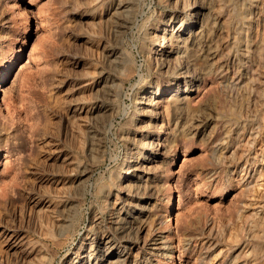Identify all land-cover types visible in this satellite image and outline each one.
<instances>
[{"label": "rangeland", "instance_id": "obj_1", "mask_svg": "<svg viewBox=\"0 0 264 264\" xmlns=\"http://www.w3.org/2000/svg\"><path fill=\"white\" fill-rule=\"evenodd\" d=\"M193 1L0 0V264H110L118 223L132 227L120 243L134 256L148 234L138 227L159 212L170 264L200 263L201 234L178 245L184 224L210 233L206 264L238 252L264 264V0H195L200 18L182 23ZM194 32L201 45L183 64ZM223 45L240 79L225 97L210 58ZM245 76L255 98L238 94ZM143 99L153 119L137 114Z\"/></svg>", "mask_w": 264, "mask_h": 264}, {"label": "bare ground", "instance_id": "obj_2", "mask_svg": "<svg viewBox=\"0 0 264 264\" xmlns=\"http://www.w3.org/2000/svg\"><path fill=\"white\" fill-rule=\"evenodd\" d=\"M182 1H186V0H182ZM188 1V0H187ZM216 1V0H215ZM218 1V0H217ZM222 1V0H221ZM220 2V1H219ZM218 2V3H219ZM202 3V2H201ZM221 3V2H220ZM224 4V3H223ZM200 6H203L202 4H200L199 2H197L196 3V1L194 0L193 2H192V4L191 5H189L188 7H187V9L185 10V11H183V16H182V18H183V21H182V23H184V22H186V23H188V24H190V25H192V23H194L193 22V20L194 21H197L198 19V17L200 16V14H201V12L203 11H200ZM195 8V9H194ZM194 10V12H191V11H193ZM221 12H222V10H221ZM228 12V11H227ZM88 14V13H87ZM204 15V14H203ZM202 15V16H203ZM226 15H228V14H226ZM205 16V15H204ZM246 16V15H245ZM214 17V16H213ZM224 17V16H223ZM200 18V17H199ZM215 18V17H214ZM197 19V20H196ZM228 19V17L226 18V20ZM249 19V18H248ZM202 20H203V18H202ZM211 26V25H210ZM213 26V25H212ZM201 27V26H200ZM249 28V27H248ZM186 29V28H185ZM251 30V29H250ZM249 30V31H250ZM212 31V30H211ZM197 32V31H196ZM196 32H194V35H192V36H190V38L189 39H187L188 41H187V43H186V46H184V47H186L185 49H184V51H182L181 53L183 54V56H184V59H182V58H180V57H182V56H180V51H178L180 54H178V53H176L175 54V56L177 55V57L178 56H180L179 57V59L181 60L182 59V63L183 64H186L187 63V61L188 60H186V58L188 59L190 56V54H191V52H193V53H195V51H197L198 50V47L201 45V41L202 40H200V37L197 35L198 33H196ZM198 32H199V30H198ZM253 32H255V31H253L252 30V33ZM196 33V34H195ZM251 33V34H252ZM256 33V32H255ZM193 34V33H192ZM249 35V34H248ZM256 35V34H255ZM251 37V36H250ZM252 37H254V36H252ZM249 39L250 38H248V37H246V39H245V41H246V45L244 46L245 47V49L246 50H244V51H246V54H247V57H246V63H247V61H249V63L248 64H253V63H250V58L248 59V57H249V54H250V45H249V43L250 42H248L249 41ZM251 40V39H250ZM186 42V41H185ZM227 42H229V41H227ZM263 43V42H262ZM229 44V43H228ZM233 44V43H232ZM251 44H252V40H251ZM170 46V45H169ZM174 46V45H173ZM176 46H180V45H175V47ZM224 47H222V48H218L217 49V47L215 48V50H213V51H211L210 52V54H211V57L210 58H212L213 60H214V58H215V60H216V70H217V75L219 76V78L221 79L219 82H221V88H220V92H221V95L222 96H224L225 95V90H224V88L225 87H227L228 85V83H230L231 82V80L232 79H234L235 78V80L237 79V80H240L238 77H239V74H238V72L234 69V65H235V63L237 62L236 60H235V56H231V55H229V53H228V51H227V53H225L224 52V48L226 47L225 45H223ZM253 46V45H252ZM171 47V46H170ZM262 47H264L263 45H262ZM262 47H261V52L263 51L262 50ZM212 48V47H211ZM210 48V49H211ZM227 48V47H226ZM252 48V47H251ZM229 49V47L227 48V50ZM254 49V48H253ZM252 49V50H253ZM230 50V49H229ZM177 51V50H176ZM254 51V50H253ZM252 51V52H253ZM260 51V50H259ZM173 53H174V50L172 51ZM251 52V53H252ZM256 53V52H255ZM263 53H264V51H263ZM262 53V55H264ZM14 55H13V59H15L16 58V55H17V52L15 51V53H13ZM237 55V54H236ZM250 55H252V54H250ZM261 56V55H260ZM259 56V58H261ZM238 57V56H237ZM241 59V58H240ZM253 60H255V59H253ZM252 60V61H253ZM261 60V59H260ZM179 61V60H178ZM236 61V62H235ZM256 61V60H255ZM257 61H258V63H259V65L262 63H260L259 62V59H257ZM262 61V60H261ZM180 63V62H179ZM245 63V62H244ZM258 63H256V64H258ZM259 65H258V67H259ZM181 66V65H180ZM184 66V65H183ZM255 66V65H254ZM253 66V67H254ZM262 66V65H261ZM249 67V66H248ZM256 67H257V65H256ZM184 68H185V66H184ZM245 68V67H244ZM246 68H247V65H246ZM246 68L244 69V70H246ZM250 68V70H251V67H249ZM249 68L247 69L248 71H249ZM253 69V68H252ZM187 70V69H186ZM247 70H246V72H247ZM256 69H255V67H254V70L253 71H255ZM252 71V70H251ZM187 73V72H186ZM248 73V72H247ZM247 73H245V74H247ZM254 74H256L257 72L255 71V72H253ZM259 73V72H258ZM1 74L2 73H0V76H1ZM186 75V74H185ZM253 75V74H252ZM259 75V74H258ZM263 76V75H262ZM244 77V76H243ZM249 77V76H248ZM251 77V76H250ZM253 77V79H255L254 78V76H252ZM258 77V76H257ZM261 77V76H260ZM259 77V78H260ZM246 78V79H245ZM245 78L243 79V81H244V83H243V81H242V83L243 84H241V88H240V92L238 93L241 97H243V93L244 92H246V90H249V92H251V94L253 93V97L255 96V92L258 90H256V88L254 87V83H253V80L251 81L250 79H252V78H247L246 76H245ZM264 78V77H263ZM218 80V79H217ZM260 80V79H259ZM263 80V79H262ZM233 81V80H232ZM241 81H240V83H241ZM261 81V80H260ZM237 82V81H236ZM239 82V81H238ZM261 82H264V81H261ZM224 83H225V85H224ZM239 83V84H240ZM256 83H258V81L256 82ZM237 84V83H236ZM263 84V83H262ZM261 84V85H262ZM258 85H259V83H258ZM225 86V87H224ZM264 86V85H263ZM224 87V88H223ZM260 87H262V86H260ZM259 87V88H260ZM239 90V89H238ZM264 91V90H263ZM263 91L261 90L260 92H262L263 93ZM259 92V91H258ZM257 92V93H258ZM259 92V94H261ZM236 93V92H235ZM234 93V94H235ZM236 93V94H237ZM237 94V95H238ZM248 94V93H247ZM249 96H251L250 94H248ZM263 95V94H262ZM258 96V95H257ZM179 96H177V97H175L174 99H173V101L172 102H170L169 103V110H171V112H172V114L174 113V112H176L177 110H178V106L179 105H177L178 104V100H179V98H178ZM219 97V96H218ZM225 97V96H224ZM252 97V96H251ZM252 97V98H253ZM259 97L261 98V96L259 95ZM235 98V97H234ZM255 98V97H254ZM258 98V97H257ZM220 99V98H219ZM222 99V98H221ZM246 99H248V98H246ZM261 99H263V97L261 98ZM148 99H143V100H139L138 101V103L139 104H142V108H141V110L139 109L138 111H137V114L139 115V114H142V115H146V116H148V118H150V119H153L155 116H156V114H158L159 113V111L156 109V110H149L148 109V101H147ZM233 100V99H232ZM235 100V99H234ZM256 100V99H255ZM254 99H253V101H255ZM180 101V100H179ZM262 101V100H261ZM223 102V101H222ZM237 102V101H236ZM240 102V101H239ZM242 102V101H241ZM250 102V101H249ZM251 102H252V100H251ZM220 103H221V101H220ZM232 104V103H231ZM247 104H248V102H247ZM228 105V104H227ZM233 105V104H232ZM243 106V105H242ZM219 107H221V106H219ZM240 107V106H239ZM238 107V108H239ZM97 109L96 110H94V111H96L97 112V110H100V107L98 108V106L96 107ZM139 108V107H138ZM223 108V107H222ZM231 108V107H230ZM234 108V107H233ZM237 108V107H236ZM221 109V108H220ZM233 112V111H232ZM237 112V111H236ZM91 114V113H90ZM235 115V114H234ZM201 114L200 113H198L194 118H193V121L196 123L195 125H199V127H201V126H203L202 124H204L205 122H203V120L201 119ZM200 117V118H199ZM227 117V116H226ZM203 118V117H202ZM225 121V120H224ZM221 122V121H220ZM219 123V122H218ZM222 123V122H221ZM220 125V124H219ZM228 126V125H227ZM225 130V129H224ZM229 130V129H228ZM224 132V131H223ZM226 132V131H225ZM224 132V133H225ZM222 133V132H221ZM219 134V133H218ZM226 134V133H225ZM224 134V135H225ZM231 134V133H230ZM222 135V134H221ZM211 136V135H210ZM215 136H216V134H215ZM214 136V137H215ZM233 138V137H232ZM209 139V141H208V147H209V152H212L213 153V150L215 151V148L213 147L214 146V143H215V138H213V137H210V138H208ZM226 139V138H225ZM219 140V139H218ZM222 141V140H221ZM235 141V140H234ZM228 142V141H227ZM232 142V141H231ZM227 144V143H226ZM217 147V146H216ZM226 147V146H225ZM147 148H150V145L147 147ZM152 148V147H151ZM214 148V149H213ZM224 149V148H223ZM226 149V148H225ZM218 150V149H217ZM232 150V149H231ZM220 151H222V150H220ZM232 152V151H231ZM218 153V152H217ZM219 154H221L220 152H219ZM229 154V153H228ZM227 153H226V155H228ZM215 155V154H214ZM222 155V157L223 158H225V157H227V156H225L224 154H221ZM216 156V155H215ZM230 157L232 156V155H229ZM233 156H234V154H233ZM232 156V157H233ZM213 157V156H212ZM219 157V156H218ZM152 156H148V157H146V159L150 162L151 160H152ZM216 158H217V156H216ZM226 159V158H225ZM228 160V159H227ZM220 162V161H219ZM218 162V163H219ZM223 162V161H222ZM242 162H243V160H242ZM225 163H227V165L229 164L228 162H225ZM231 163V162H230ZM239 163V162H238ZM252 163V162H251ZM233 164V163H232ZM235 164V163H234ZM242 165H244V164H242ZM218 166V165H217ZM220 166H221V164H220ZM238 166H240V164L238 165ZM237 166V167H238ZM222 167V166H221ZM229 167V166H228ZM227 167V168H228ZM236 167V168H237ZM246 167V166H245ZM213 168V167H212ZM244 168V167H243ZM239 169V168H238ZM240 170V169H239ZM246 170V169H245ZM243 171V169L242 170H240V172H242ZM228 172V171H227ZM244 172V171H243ZM252 172V171H251ZM126 173V172H125ZM208 177H212V175H214V174H212L213 173V170L212 169H209L208 170ZM226 173V172H225ZM245 173V172H244ZM247 173V172H246ZM245 173V174H246ZM136 174V173H135ZM251 174V173H250ZM137 175V174H136ZM207 176L205 177V178H208ZM248 177V176H247ZM136 179H140V177H135ZM249 178V177H248ZM244 179V178H243ZM208 180H211V178L210 179H208ZM150 197V193H148V194H146V199L147 198H149ZM260 205V204H259ZM262 205V204H261ZM259 207H263V206H259ZM257 210V209H256ZM256 210L254 211V212H252L253 214H256L255 212H256ZM161 211V210H160ZM260 211V210H259ZM236 212V211H235ZM246 213V212H245ZM251 213V214H252ZM250 214V215H251ZM246 215V214H245ZM249 214H248V216H250ZM140 216V215H139ZM142 216V215H141ZM140 216V217H141ZM254 216V215H253ZM247 217V216H246ZM245 216H244V218H246ZM256 217V216H255ZM133 218H135V216L133 217ZM139 218V217H138ZM257 218V217H256ZM255 218V219H256ZM247 219V218H246ZM246 219H245V221H246ZM253 219V218H252ZM142 220H143V218H142ZM163 220H164V218H163V216H162V212H159L157 215H156V217H155V219L153 220V225H144L143 224V222H142V224L140 225V227H138L139 229H144L145 227H146V229H147V232H148V234H147V239H146V241H144L145 243H144V245H142L141 247H140V250H139V253L138 254H134V256L132 255V256H130L129 254H130V252H128V249H129V247H127L126 245H121V243H120V241L121 240H127V233L128 232H130L129 230H131V228L132 227H130L129 226V224H125L123 221L122 222H119L118 224H119V227H118V235H117V233L115 232H110V235H109V237H108V239L106 240V241H104L105 242V245H103L104 247H105V252L108 254H113V259L110 261L109 260V263L110 264H158L159 262V258H161L162 260L164 259V260H166V264L168 263V262H170V263H172V259H173V252H174V246H173V243L174 242H172V239H171V237L172 236H170L171 235V233L170 234H166L164 231H162L161 229V231L160 230H158V229H156V227L155 226H158V225H160L162 222H163ZM244 220V219H243ZM248 220V219H247ZM146 221V220H145ZM144 221V222H145ZM150 222V221H149ZM152 222V221H151ZM191 222V221H190ZM189 222V223H190ZM188 223V222H187ZM188 223V224H189ZM246 223V222H245ZM117 224V225H118ZM147 224V223H146ZM152 224V223H151ZM195 224V223H194ZM244 224V223H243ZM247 224V223H246ZM144 225V226H143ZM185 225V224H184ZM183 225V226H184ZM192 225H193V223H192ZM255 225V224H254ZM183 226L181 227V230L179 231V234H177V236H178V245H179V247L180 248H182V250H183V252H184V250H185V252H186V250L188 249V245L189 244H191V242H193V241H197L198 240V236H199V234H201V236H199V241L198 242H201V246H200V244L199 245H197V246H200V247H202V249H203V251L201 250V254H200V258H199V261H200V263L199 264H206V262L208 261V260H210V258L208 257L209 256V253H210V249H211V246H213V245H211V243H212V241H211V238H210V233L209 234H206V235H204V232H200V230H198L197 228H194V229H197L198 231H199V233H198V231H196V230H190V228L191 229H193V227H191L190 226V224H189V226H190V228L188 227V226H185L184 228H183ZM197 226V225H196ZM187 227L189 228V229H187ZM197 227H199V226H197ZM242 227V226H241ZM245 227V226H244ZM114 228H115V226H114ZM239 228V227H238ZM243 228V227H242ZM246 228V227H245ZM128 229V230H127ZM158 230V232L156 231V230ZM200 229V228H199ZM249 229V228H248ZM254 229V228H253ZM127 230V231H126ZM245 230H247V229H245ZM210 231H212V230H210ZM247 231H249V230H247ZM247 231H246V233H247ZM251 231V230H250ZM250 231H249V233L248 234H250ZM4 232V231H3ZM241 232V231H240ZM254 232V231H253ZM252 232V233H253ZM245 233V232H244ZM241 234H242V232H241ZM240 234V235H241ZM238 235V234H237ZM246 234H244V236H245ZM176 236V237H177ZM212 236H213V232H212ZM235 236V235H234ZM249 236V235H248ZM241 237H242V235H241ZM252 237V236H251ZM255 237H256V234H255ZM236 238V237H235ZM238 238V237H237ZM246 238H247V236H246ZM250 238V237H249ZM177 239V238H176ZM241 239V238H240ZM257 239V238H256ZM257 241V240H256ZM125 243V242H124ZM241 243V242H240ZM236 244V243H235ZM237 244H238V242H237ZM246 244V243H245ZM177 245V246H178ZM242 245V244H241ZM118 246H121L122 248H123V250H121V251H114V248H116V247H118ZM236 246V245H235ZM244 246V245H243ZM78 248H80V247H78ZM243 248H245V246L243 247ZM100 249V248H99ZM125 249V250H124ZM127 249V250H126ZM230 249V248H229ZM233 249H235V248H233ZM104 250V249H103ZM104 252V251H103ZM132 252V251H131ZM182 252V251H181ZM184 252V253H185ZM236 252H237V250H236ZM246 253V252H245ZM253 253V252H252ZM183 254V253H182ZM256 254V253H255ZM228 256H229V254H227ZM77 256H79L80 257V254H78ZM152 256H154V258L155 257H157L156 259H154ZM232 256V255H231ZM254 255H252V257H242V256H240V253L238 252V254L236 253V256H234L231 260H230V262L228 263V264H256L254 261V258L255 257H253ZM256 256V255H255ZM209 258V259H208ZM230 258V257H229ZM99 259L100 260H102V257L100 256L99 257ZM197 259V258H196ZM256 259V258H255ZM198 261V262H199ZM162 262V261H161ZM170 263H168V264H170ZM224 263V262H223ZM96 264V263H95Z\"/></svg>", "mask_w": 264, "mask_h": 264}]
</instances>
